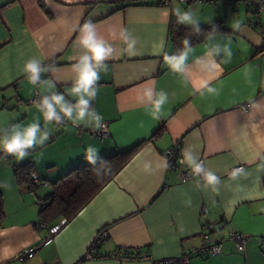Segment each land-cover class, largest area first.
Masks as SVG:
<instances>
[{"label":"crops","instance_id":"obj_1","mask_svg":"<svg viewBox=\"0 0 264 264\" xmlns=\"http://www.w3.org/2000/svg\"><path fill=\"white\" fill-rule=\"evenodd\" d=\"M126 1L0 0V136L34 121L49 133L24 158L6 154L0 162V264H154L199 247L207 224L222 250L192 253L188 264H264V41L255 26L264 25V9L257 18L243 2L141 0L123 7ZM183 12L190 22L179 20ZM89 21L96 40L112 49L97 69L90 102L108 125L103 138L92 135L90 118L46 122L37 104L28 102L34 92H60L75 101L70 89L87 51L80 29ZM174 21L220 29L176 57L169 36ZM30 59L46 69L35 84L24 71ZM149 89L152 101L161 91L167 94L156 116L145 96ZM90 146L92 161L85 155ZM134 147L51 242L41 244L49 227L63 219L44 224L39 217L51 182L77 165ZM172 149L185 167H192L185 153L202 160L205 176L183 180L168 167L165 153ZM29 162L31 179L41 180L30 181L34 190L14 176L16 166ZM208 172L217 176L215 183L207 182ZM104 227L107 239L85 258ZM232 232L247 238L243 251L230 239ZM38 244L31 258L15 259L17 251ZM120 248L137 258L101 256Z\"/></svg>","mask_w":264,"mask_h":264},{"label":"clouds","instance_id":"obj_2","mask_svg":"<svg viewBox=\"0 0 264 264\" xmlns=\"http://www.w3.org/2000/svg\"><path fill=\"white\" fill-rule=\"evenodd\" d=\"M179 20L181 22H190L191 17L187 12L179 13ZM92 23L89 21L85 23L81 31L80 44L87 49V51L79 57L77 63L80 64L78 75L74 81L70 95L75 97V101H69L65 95L60 92H53L49 95H43L37 102V107L41 111L44 120L61 122L65 117L73 120L74 122L83 121L90 118L95 121L97 127H103L102 117L91 108V100L95 97L97 89L94 87L95 83L100 79L99 71L97 70L100 63L104 61L111 53L112 49L107 47L103 41H98L95 38ZM130 42L128 47L132 48ZM184 56H180L176 63L183 60ZM175 64L171 67L175 68ZM46 69L42 66L41 61L37 59H30L24 65V71L29 74V79L32 84L37 83L41 79V72ZM212 91V89H209ZM145 96L148 100L152 101L151 90L145 91ZM167 94L161 91L157 98L152 101V115L156 116L160 110L161 105L165 102ZM62 113V115H61ZM49 133L42 131L41 123L34 121L26 125H14L12 129L3 136H0V149L5 154H13L17 159H22L28 154V150L35 145L42 144L47 138ZM95 149L89 147L86 150V158L92 161ZM185 158L191 164L195 172L201 170V165L196 163L195 160L185 153ZM206 179L209 184L217 181V176L211 172L206 174Z\"/></svg>","mask_w":264,"mask_h":264},{"label":"trees","instance_id":"obj_3","mask_svg":"<svg viewBox=\"0 0 264 264\" xmlns=\"http://www.w3.org/2000/svg\"><path fill=\"white\" fill-rule=\"evenodd\" d=\"M158 1L160 3L164 2L163 0ZM191 1L194 0L180 2ZM138 4H143V2L141 0L126 1L124 2L123 7ZM218 29L213 25H194L185 28L178 22L174 21L170 27L169 36L171 42L175 46L176 57L179 56L185 48L201 42L207 35ZM38 98L40 99L41 96H38ZM37 102L32 103L37 104ZM135 148L136 147L125 152L115 153L103 158L99 162L77 165L70 169L65 175L52 181L50 184L52 191L44 199V203L41 204L39 210L41 221L44 224H50L55 221V219L65 218L66 221L71 219L97 192V190L111 179L114 173L125 163ZM5 155L6 154L3 150H0V162ZM33 172L34 165L31 162L16 166L14 169L16 182L19 185L22 183H29L31 190H34V187L30 184V181L32 180L31 175H35L32 174ZM32 184L34 183L32 182ZM3 215V196L0 192V219Z\"/></svg>","mask_w":264,"mask_h":264},{"label":"built area","instance_id":"obj_4","mask_svg":"<svg viewBox=\"0 0 264 264\" xmlns=\"http://www.w3.org/2000/svg\"><path fill=\"white\" fill-rule=\"evenodd\" d=\"M164 4H168V0H163ZM178 1H185V0H178ZM228 2H233L234 5L237 7L243 2L248 11L254 15L258 16L261 11L264 9V0H227ZM258 18V17H257ZM257 32L262 36L264 41V25L260 22L255 23ZM38 96L32 98V102L38 101ZM46 121V120H45ZM54 121V120H53ZM48 122V121H46ZM57 122V121H54ZM61 125H64L66 123L65 119H63L61 122H57ZM92 135L96 137H105L109 135L108 131V125L103 122V127H94L91 129ZM165 157L168 161V167L171 169H175L179 172L180 177L183 180L188 179H196V178H203L205 176V167L203 164V161L200 160L198 163L201 165V170L199 172H195L192 167H185L183 166L182 159L178 156L175 149L169 150L165 153ZM33 182H39L40 180L37 179L35 176L32 178ZM65 222V219L60 220L56 224H53L49 227V234L48 236L41 242V244H48L53 239V235L56 234L60 228L62 227L63 223ZM205 234H203V239L199 247L191 249L189 254H185L178 257H168L164 259H158L154 261V264H188L189 263V256L192 253L196 252H205L209 255H217L222 250V242L221 238L217 237L212 225L207 224L204 227ZM108 237V229L106 227L101 228L98 230V232L95 234V236L92 238L91 242L89 243V246L87 248V251L85 253V258H91L93 254L97 251L98 246H100ZM230 239H232L235 244L236 248L239 251H243L245 248V244L247 241V238L245 236H242L241 234H237L235 232H232L230 234ZM38 245L30 246L23 248L17 252L15 255V259L24 261L29 258H31L35 251L37 250ZM144 255V254H143ZM101 256H110V257H117L121 260H131L136 259V256H133V254L127 253V251L123 248L117 249L109 254H103ZM142 258V256H141ZM51 264H60L59 262L51 263Z\"/></svg>","mask_w":264,"mask_h":264},{"label":"rangeland","instance_id":"obj_5","mask_svg":"<svg viewBox=\"0 0 264 264\" xmlns=\"http://www.w3.org/2000/svg\"><path fill=\"white\" fill-rule=\"evenodd\" d=\"M40 94H38L37 92H34L29 98H28V102L30 103V104H34V103H32V98L33 97H36V96H39ZM238 168H241V166H239ZM40 182V181H39ZM18 252V251H17ZM17 252L15 253V255L17 254ZM14 255V256H15ZM20 261V260H19Z\"/></svg>","mask_w":264,"mask_h":264}]
</instances>
